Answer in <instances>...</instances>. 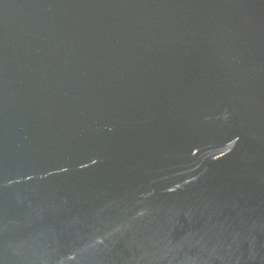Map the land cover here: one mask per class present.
Wrapping results in <instances>:
<instances>
[{"label": "water", "instance_id": "obj_1", "mask_svg": "<svg viewBox=\"0 0 264 264\" xmlns=\"http://www.w3.org/2000/svg\"><path fill=\"white\" fill-rule=\"evenodd\" d=\"M0 264H264V0H0Z\"/></svg>", "mask_w": 264, "mask_h": 264}]
</instances>
